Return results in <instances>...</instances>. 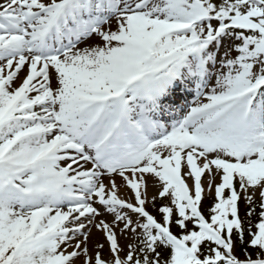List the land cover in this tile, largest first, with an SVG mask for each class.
<instances>
[{"label":"snow or ice","instance_id":"snow-or-ice-1","mask_svg":"<svg viewBox=\"0 0 264 264\" xmlns=\"http://www.w3.org/2000/svg\"><path fill=\"white\" fill-rule=\"evenodd\" d=\"M77 261L264 264V0H0V264Z\"/></svg>","mask_w":264,"mask_h":264},{"label":"rangeland","instance_id":"rangeland-1","mask_svg":"<svg viewBox=\"0 0 264 264\" xmlns=\"http://www.w3.org/2000/svg\"><path fill=\"white\" fill-rule=\"evenodd\" d=\"M193 99V97H189V100ZM217 182H219V179L217 178ZM204 183H205V187L207 186V176L204 178ZM158 187H154L153 186V182L150 180L149 181V187H148V195H149V198H151L153 195H156V193L158 192ZM128 195H131L130 192L127 193ZM210 199H213L212 200V203L214 202V193L213 194H209V193H205V198H204V201L203 202H206L207 200H210ZM161 200L160 199H157L156 203L160 202ZM148 210L154 215L153 211H154V208L149 205L148 206ZM94 234L92 235L91 237V243L89 245V247L91 248L96 241H100V242H103V237L100 233L96 232L95 230H93ZM123 240V239H122ZM126 243V241H122V244ZM104 255L105 257L108 256V252H107V246L105 247V250H104ZM77 264H80V261H77Z\"/></svg>","mask_w":264,"mask_h":264},{"label":"trees","instance_id":"trees-1","mask_svg":"<svg viewBox=\"0 0 264 264\" xmlns=\"http://www.w3.org/2000/svg\"><path fill=\"white\" fill-rule=\"evenodd\" d=\"M212 200L213 199H210V200H207L206 202H203V210H204V212H205L206 215H207L208 208L212 204ZM163 203H167V200H161L160 202L157 203V206H159V205H161ZM244 208H245V206H244L243 202H241V214H243ZM153 213H154V215H157L158 216V213L156 212V209L155 208H154Z\"/></svg>","mask_w":264,"mask_h":264},{"label":"bare ground","instance_id":"bare-ground-1","mask_svg":"<svg viewBox=\"0 0 264 264\" xmlns=\"http://www.w3.org/2000/svg\"><path fill=\"white\" fill-rule=\"evenodd\" d=\"M193 98H194V97H193ZM118 182H119V180H118ZM93 234H94V232H93ZM122 241H123V240L121 239V243H122Z\"/></svg>","mask_w":264,"mask_h":264}]
</instances>
